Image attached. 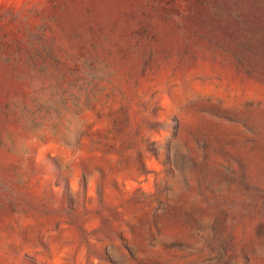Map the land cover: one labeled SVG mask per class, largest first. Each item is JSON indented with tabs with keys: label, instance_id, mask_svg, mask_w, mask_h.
Wrapping results in <instances>:
<instances>
[{
	"label": "rangeland",
	"instance_id": "rangeland-1",
	"mask_svg": "<svg viewBox=\"0 0 264 264\" xmlns=\"http://www.w3.org/2000/svg\"><path fill=\"white\" fill-rule=\"evenodd\" d=\"M0 264H264V0H0Z\"/></svg>",
	"mask_w": 264,
	"mask_h": 264
}]
</instances>
